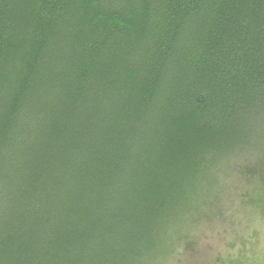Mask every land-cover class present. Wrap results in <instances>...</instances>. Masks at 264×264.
Segmentation results:
<instances>
[{
	"label": "trees",
	"instance_id": "1",
	"mask_svg": "<svg viewBox=\"0 0 264 264\" xmlns=\"http://www.w3.org/2000/svg\"><path fill=\"white\" fill-rule=\"evenodd\" d=\"M263 213L264 0H0V264H181Z\"/></svg>",
	"mask_w": 264,
	"mask_h": 264
},
{
	"label": "rangeland",
	"instance_id": "2",
	"mask_svg": "<svg viewBox=\"0 0 264 264\" xmlns=\"http://www.w3.org/2000/svg\"><path fill=\"white\" fill-rule=\"evenodd\" d=\"M259 221L257 237L252 238L256 243L247 245L245 248L242 247L240 241L232 242L233 236H236L234 231L227 233L225 228L217 231H214L211 227L207 228L205 239L202 240L203 243L201 241V246L206 250L200 256L192 252L184 253L181 264H206L205 256L210 258L211 261L217 257L218 260L214 264H232L235 258L240 260V264H264V213ZM234 229L237 230V226ZM242 248L244 249L243 254L240 255L239 251Z\"/></svg>",
	"mask_w": 264,
	"mask_h": 264
}]
</instances>
